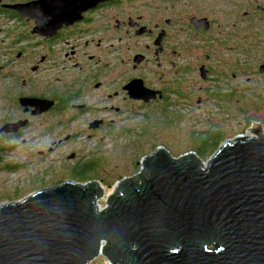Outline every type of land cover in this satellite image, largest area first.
Wrapping results in <instances>:
<instances>
[{
    "label": "flooded vegetation",
    "instance_id": "flooded-vegetation-1",
    "mask_svg": "<svg viewBox=\"0 0 264 264\" xmlns=\"http://www.w3.org/2000/svg\"><path fill=\"white\" fill-rule=\"evenodd\" d=\"M67 10L66 0H0V172L43 162L45 136L70 124H112L117 98L161 111L197 96V104L243 112L245 74L264 79V0H104L71 23L61 19ZM118 62L134 73L116 85ZM136 79L147 101L124 88ZM234 122L244 128V116ZM230 124L210 122L192 151L207 155L237 128Z\"/></svg>",
    "mask_w": 264,
    "mask_h": 264
},
{
    "label": "water",
    "instance_id": "water-1",
    "mask_svg": "<svg viewBox=\"0 0 264 264\" xmlns=\"http://www.w3.org/2000/svg\"><path fill=\"white\" fill-rule=\"evenodd\" d=\"M66 1L61 19L71 23L104 0ZM124 88L133 99L152 96L137 79ZM258 121H249L254 136L224 140L206 161L157 145L137 173L113 184L104 207L97 180L67 179L1 203L0 264H88L97 255L105 264H264Z\"/></svg>",
    "mask_w": 264,
    "mask_h": 264
},
{
    "label": "rangeland",
    "instance_id": "rangeland-1",
    "mask_svg": "<svg viewBox=\"0 0 264 264\" xmlns=\"http://www.w3.org/2000/svg\"><path fill=\"white\" fill-rule=\"evenodd\" d=\"M133 47L131 46V49ZM256 62H259V57ZM120 64L118 62V65ZM245 64L246 70H250V60H246ZM119 67L120 75L116 79V85L134 73L126 64ZM146 67L151 75V64ZM244 79L243 112L228 107L219 110L205 101L197 104V96L187 101L180 100L179 105L161 111L155 107L142 108L137 103L128 101L120 103V98H117V106L121 111L112 112V124L96 130H89L81 122L70 124L58 136H45L44 144L51 147V150L43 162L36 164V160H31L32 169L28 171L13 169L0 172V184L5 189L4 194L0 196V204L21 200L39 189L58 184V181L68 179L78 182L70 176L72 167L92 159L95 169L88 175L93 178L90 180H97L102 185L103 194L97 203L99 207H104L105 198L110 194L113 184L122 177H131L137 173L140 159L152 152L156 145L163 146L172 157H176L192 151L193 146H197V143H194L195 138L200 135V131L208 128L210 122L232 123L230 128H233L237 125L234 120H242L243 116L244 128L239 124L235 129H228L226 140L236 135L254 136L252 132L247 131L251 119L261 121L264 135V79L250 73H246ZM67 133L70 137L61 139ZM222 142L223 140L218 142L214 149ZM72 152L73 157L76 156L74 165L73 157L70 158ZM141 154V157L138 156ZM209 156L210 154L199 158L206 161ZM7 161L13 163L15 158L7 157ZM33 178L37 184L27 187L25 180ZM84 182L86 181L80 183ZM14 188L19 189L13 191ZM105 263V256L97 255L88 264Z\"/></svg>",
    "mask_w": 264,
    "mask_h": 264
},
{
    "label": "trees",
    "instance_id": "trees-1",
    "mask_svg": "<svg viewBox=\"0 0 264 264\" xmlns=\"http://www.w3.org/2000/svg\"><path fill=\"white\" fill-rule=\"evenodd\" d=\"M218 144V141H216L213 145H212V147L207 151L208 153H207V155H209L213 150H214V148H215V146ZM157 146V145H156ZM155 147V146H154ZM153 147V148H154ZM194 149V147L191 149V150H193ZM195 153V152H194ZM198 157H205V156H207V155H204V156H199L198 155V153L196 152L195 153ZM143 154H141V155H138V156H142ZM139 157V158H140ZM138 158V159H139ZM95 168H94V163H93V161H92V159H89V160H86V161H84L82 164H75L73 167H72V169H71V171H70V176L73 178V179H75L76 181H78V182H83V181H88V180H90V179H93V178H91L89 175H88V173H90V172H92L93 170H94ZM96 179V178H95ZM59 183H60V181H58Z\"/></svg>",
    "mask_w": 264,
    "mask_h": 264
},
{
    "label": "clouds",
    "instance_id": "clouds-1",
    "mask_svg": "<svg viewBox=\"0 0 264 264\" xmlns=\"http://www.w3.org/2000/svg\"><path fill=\"white\" fill-rule=\"evenodd\" d=\"M155 149V148H154ZM193 152V151H192ZM196 155V154H195ZM179 156V155H178ZM197 156V155H196ZM177 157V156H176ZM198 157V156H197ZM199 158V157H198ZM202 160V159H201ZM203 161V160H202ZM78 183H80V182H78ZM85 183V182H84ZM102 186V185H101Z\"/></svg>",
    "mask_w": 264,
    "mask_h": 264
}]
</instances>
